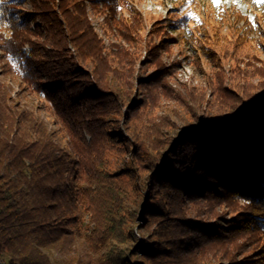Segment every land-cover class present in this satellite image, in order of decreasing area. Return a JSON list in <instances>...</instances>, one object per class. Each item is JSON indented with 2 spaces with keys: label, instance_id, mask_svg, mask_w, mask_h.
Listing matches in <instances>:
<instances>
[{
  "label": "trees",
  "instance_id": "obj_1",
  "mask_svg": "<svg viewBox=\"0 0 264 264\" xmlns=\"http://www.w3.org/2000/svg\"><path fill=\"white\" fill-rule=\"evenodd\" d=\"M25 1L5 0L1 5L2 24L11 34L0 40L1 57L6 61L4 79H0V264H56L48 252L60 249L79 254L80 245L86 249L87 264H212V259L220 257L234 261L238 250L253 244L245 232H255L256 241L264 238V149L252 140L264 141V94L237 102L236 112L220 128H212L203 118L197 120L198 125H187L182 131L184 139L189 135L199 138L190 141L193 151L182 153L180 159L174 157L176 150L170 152L172 160L179 159L172 166L165 164L169 156L164 152L162 156L151 150L133 153L147 160L146 184L159 188L163 199L159 204L153 197L147 202V218L154 221L139 227L145 230L154 223L156 230L138 240L133 225L125 219L127 192L122 176L104 158L108 149L99 146L94 159L84 162L79 154L57 143L36 113V100L45 98L52 103L51 114L73 130L88 131L96 140L91 126L97 121V104L113 100L116 92L107 85L108 58L87 7L83 0H31L34 13L41 16L39 24L32 13L27 15L22 9ZM252 2L264 8V2ZM98 3L116 13L126 0ZM190 22L189 18L181 22L189 32ZM120 29L132 40L129 27ZM199 37L201 52L207 56L230 50V40L219 31L214 36L215 49L203 47L209 40L207 32H200ZM245 39L240 37L236 50L251 48ZM70 45L78 60L93 64V72L78 67ZM157 57L150 53L149 60L157 63L159 73L140 84L161 83L156 81L164 77V69ZM133 60L129 57L127 62L134 64ZM8 79L20 80L23 91L31 96L38 94L31 98L32 106H20ZM133 81L130 76L129 82ZM237 121H243V126L233 132L231 126ZM241 137L251 139V145H240L237 139ZM174 141L171 137L170 143ZM217 141L219 149H215ZM216 153H220L218 158ZM186 201H205L209 209L216 207V213L209 211L208 216L238 213L226 227L214 228L201 219H188L182 212ZM87 215L90 231L80 241L76 229Z\"/></svg>",
  "mask_w": 264,
  "mask_h": 264
},
{
  "label": "rangeland",
  "instance_id": "obj_2",
  "mask_svg": "<svg viewBox=\"0 0 264 264\" xmlns=\"http://www.w3.org/2000/svg\"><path fill=\"white\" fill-rule=\"evenodd\" d=\"M97 1L91 3L90 0H83L91 26L101 41L103 54L108 58L110 69L106 75L107 85L116 94L113 100L111 97L102 101V104H97L100 107L94 116H97V121L91 126L96 140H92L88 131L76 128L73 130L51 114L52 103L44 97L43 100L39 99L40 102L36 100V106L39 105L36 113L47 124L57 143L70 153L79 154L82 161L94 159L99 146L101 150L108 149L104 158L116 174H121L127 192L124 204L128 217L125 219L133 225L136 238L142 240L156 230L154 223L145 230L139 227L151 220L147 218V202L153 197L154 203L159 204L163 199L159 188L146 184L149 172L147 160L136 157L133 153L139 149L143 151L142 154L151 150L157 156H162L164 152L163 155L169 156L166 157L165 164L169 162L168 166H172L181 158L182 153L193 151L190 141H197L199 138L189 135L184 139L183 132L187 125H198L197 120L203 118L212 128H220L236 112L237 107L234 111V106L237 102L242 99L246 101L248 95L264 94V8L254 4L252 0H221L219 6L214 0H126V5L115 13L105 3L97 4ZM22 9L27 15L32 13L33 18L41 23V16L34 13L31 0H27ZM188 18L191 21L190 32L181 25ZM32 24L34 25V21ZM0 25L4 27L1 20ZM125 25L130 29L128 35H133L132 40L120 29ZM218 31L230 40V50L207 56L201 52L202 47L200 48L196 38L200 36V32H207L209 40H205L206 45L203 47L215 49L214 36ZM10 34L9 30H0V40ZM241 36L246 38V45L251 48L240 50L239 46L240 49L236 50ZM26 48L30 50L29 47ZM69 49L79 68L94 71L93 64L78 60L72 45ZM150 53H157V60L162 64L164 77L156 82H161L158 84L162 86L168 84L165 89L158 88L159 85H142L139 82L159 73L157 63L149 60ZM2 54L0 51V75H4L3 63L6 62L1 57ZM129 57L134 59V64L127 62ZM130 76L132 81L134 78L133 84L129 82ZM158 78L159 76L154 80ZM0 79H4L3 76ZM8 81L12 96L20 106H32L30 100L33 96L38 97V94L33 93L31 96L24 92L20 80ZM243 121L234 123L231 131L241 128ZM171 137L175 139L173 143H170ZM250 140L247 137L237 139L244 146H250ZM252 140L260 142V147L264 149L262 139ZM215 146L211 145L219 149V141ZM173 150H176L174 157H179L177 161L171 159L173 157L170 152ZM218 155L220 153H216L215 158ZM238 203L243 205L242 201ZM142 205L143 223L139 221ZM183 208L182 212L188 219H201L214 228L226 227L238 213H228L221 217L211 213L208 216L209 211L216 213V207L209 209L205 201H186ZM218 210L220 211V207ZM224 210L223 213L227 212ZM88 219L87 215L85 222L80 223L76 229V237L80 241L90 231ZM245 233L247 238L255 241L253 244L248 243L238 250L234 261L220 257L212 259V264H264V238L256 241L258 235L255 232ZM219 246L217 244L214 247L218 249ZM78 251L79 254L73 250L57 249L48 252V256L56 264H77L76 258L87 264L85 247L80 245Z\"/></svg>",
  "mask_w": 264,
  "mask_h": 264
},
{
  "label": "bare ground",
  "instance_id": "obj_3",
  "mask_svg": "<svg viewBox=\"0 0 264 264\" xmlns=\"http://www.w3.org/2000/svg\"><path fill=\"white\" fill-rule=\"evenodd\" d=\"M26 1H27V0H26ZM26 1L24 2L23 5L26 4ZM0 6H1V5H0ZM0 11H1V7H0ZM0 20H1V18H0ZM20 22H21V21H20ZM31 28H32V29L35 28V23H34V25L32 24ZM0 30H2V31H8L9 29H7V28H5V27H3V26L0 25ZM9 32H11V31L9 30ZM8 34H9V33H8ZM8 34H7V35H8ZM26 50H29V49L26 48ZM0 51H1V50H0ZM0 76H2V75H0ZM11 81H12V80H11ZM10 83H11V82H10Z\"/></svg>",
  "mask_w": 264,
  "mask_h": 264
},
{
  "label": "snow or ice",
  "instance_id": "obj_4",
  "mask_svg": "<svg viewBox=\"0 0 264 264\" xmlns=\"http://www.w3.org/2000/svg\"><path fill=\"white\" fill-rule=\"evenodd\" d=\"M220 2H221V0H214V3L217 5V6H219L220 5ZM257 2L259 3V2H264V0H257ZM5 3V0H0V5H2V4H4ZM3 15V13L2 12H0V16H2Z\"/></svg>",
  "mask_w": 264,
  "mask_h": 264
},
{
  "label": "water",
  "instance_id": "obj_5",
  "mask_svg": "<svg viewBox=\"0 0 264 264\" xmlns=\"http://www.w3.org/2000/svg\"><path fill=\"white\" fill-rule=\"evenodd\" d=\"M143 215H144V205H142L140 213H139V221L142 223L144 222Z\"/></svg>",
  "mask_w": 264,
  "mask_h": 264
}]
</instances>
